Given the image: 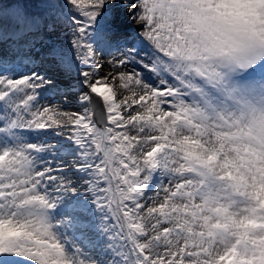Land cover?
<instances>
[{
	"label": "snow or ice",
	"instance_id": "6c2138e0",
	"mask_svg": "<svg viewBox=\"0 0 264 264\" xmlns=\"http://www.w3.org/2000/svg\"><path fill=\"white\" fill-rule=\"evenodd\" d=\"M0 264H264V0H0Z\"/></svg>",
	"mask_w": 264,
	"mask_h": 264
},
{
	"label": "rangeland",
	"instance_id": "374dc122",
	"mask_svg": "<svg viewBox=\"0 0 264 264\" xmlns=\"http://www.w3.org/2000/svg\"><path fill=\"white\" fill-rule=\"evenodd\" d=\"M42 103H46V101H42Z\"/></svg>",
	"mask_w": 264,
	"mask_h": 264
}]
</instances>
